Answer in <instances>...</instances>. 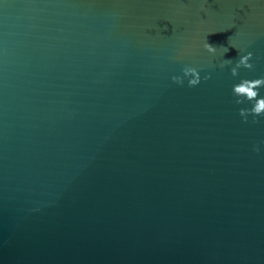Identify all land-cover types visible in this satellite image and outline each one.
Instances as JSON below:
<instances>
[{
    "label": "water",
    "instance_id": "obj_1",
    "mask_svg": "<svg viewBox=\"0 0 264 264\" xmlns=\"http://www.w3.org/2000/svg\"><path fill=\"white\" fill-rule=\"evenodd\" d=\"M0 264H264V0H0Z\"/></svg>",
    "mask_w": 264,
    "mask_h": 264
},
{
    "label": "clouds",
    "instance_id": "obj_2",
    "mask_svg": "<svg viewBox=\"0 0 264 264\" xmlns=\"http://www.w3.org/2000/svg\"><path fill=\"white\" fill-rule=\"evenodd\" d=\"M229 41H230V39H229ZM229 43H230V42H229ZM230 45H231L232 47L236 48L235 45H233V44H231V43H230ZM203 47H204L209 53H212V54H216L217 51H218V48L213 47L212 45H210L209 43H207V42H206V39H205V41H204V43H203ZM220 48L223 49V55H224L225 52L228 51V48H226V47H220ZM236 49H238V48H236ZM238 52H239V57H240V56H241V53H240V50H239V49H238ZM238 59H239V58H238ZM238 59H237V60H238ZM237 60H235V62H236ZM225 61H232V60H225ZM236 66H238V65H236ZM191 71H193V69H192L191 67H185V68L183 69V74L186 75L187 73H189V72H191ZM231 71H235V67H233V68L231 69ZM184 75H183V76H184ZM172 79H173L174 82H176V83H178V84L183 85V83H184V79H183V77H180V76H173ZM195 83H196V81H192V80H189V81H188L189 86H191V85H193V84H195ZM239 100H245V98H244L243 96H241V97L239 98ZM253 106H254V105H253ZM255 150H256V151H260L259 148H256Z\"/></svg>",
    "mask_w": 264,
    "mask_h": 264
}]
</instances>
